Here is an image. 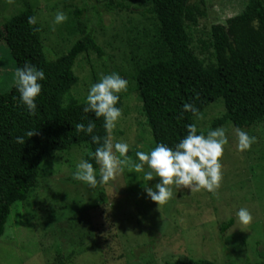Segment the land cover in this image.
Here are the masks:
<instances>
[{"label":"rangeland","instance_id":"1","mask_svg":"<svg viewBox=\"0 0 264 264\" xmlns=\"http://www.w3.org/2000/svg\"><path fill=\"white\" fill-rule=\"evenodd\" d=\"M264 2V0H262ZM206 17L187 26L191 46L205 64L211 27L225 25L247 0H204ZM125 5L124 10L109 9ZM148 0H0V25L25 9L37 18L43 52L55 60L69 51L84 33H91L103 56L90 52L78 58V79L67 97L85 102L89 88L103 75L127 80L122 92V117L111 134L113 142L129 144L130 164L104 186L90 188L74 179L85 145L55 154L39 167V176L25 202L10 208L0 237V264H185L205 260L215 264H258L264 259V124L241 130L255 138L251 148L238 150L236 128L224 127L228 144L221 157L222 180L214 192L173 188V197L158 205L132 163L137 151L154 148L136 92L137 69L149 58L157 23L146 10ZM81 12L76 17V12ZM57 12L68 20L55 24ZM16 66L0 41V92L15 87ZM66 97V99H67ZM224 114L221 100L209 105L194 123L206 133ZM118 155V154H117ZM99 178V165L96 169ZM247 208L253 219L241 225L236 216ZM233 225L223 234L220 227Z\"/></svg>","mask_w":264,"mask_h":264},{"label":"trees","instance_id":"2","mask_svg":"<svg viewBox=\"0 0 264 264\" xmlns=\"http://www.w3.org/2000/svg\"><path fill=\"white\" fill-rule=\"evenodd\" d=\"M148 3L146 13L156 21L157 32L152 54L138 67L135 81L154 147H174L187 135L186 126L195 124L197 116L185 111V104L194 105L200 115L209 105L223 102L224 114L211 122L209 130L228 124L236 129L264 124V2L247 0L243 10L225 25L211 27L207 64L195 54L187 31V26L206 17L204 0ZM125 8L123 4L109 7L111 11ZM80 15L77 11L76 17ZM33 16L25 9L0 25V41L6 44L16 69L28 63L45 73L34 113L21 105L15 87L0 92V237L10 208L26 201L44 162L73 146L85 145L88 152L83 160L97 169L92 154L99 145L92 142V136H108L103 118L85 113V102L67 97L78 81L73 72L78 58L90 52L102 57V49L91 33H84L67 54L49 61L39 25L28 23ZM116 106L122 107L121 95ZM90 120L96 125L91 135L76 130L78 124L87 126ZM29 131L36 135L29 137ZM17 137H24L25 143H16ZM232 225L233 220L223 224L220 234ZM260 257L264 259V252ZM185 264L215 263L198 260Z\"/></svg>","mask_w":264,"mask_h":264},{"label":"clouds","instance_id":"3","mask_svg":"<svg viewBox=\"0 0 264 264\" xmlns=\"http://www.w3.org/2000/svg\"><path fill=\"white\" fill-rule=\"evenodd\" d=\"M68 16L64 12H57L54 23H65ZM29 24H36V17L28 18ZM15 88L19 93V101L30 113L37 109V99L42 92L41 81L45 80L43 70L26 63L15 71ZM128 82L117 73L103 75L99 82L90 86L83 111L94 113L97 119L103 118V127L109 134L113 132L122 117L121 108L116 105L120 102V94L126 91ZM185 111H191L199 117V111L194 105L185 104ZM96 125L91 120L87 126L80 123L76 126L78 132L91 135ZM187 135L174 147L157 144L151 151H137L136 162L132 167L136 173H143V180L151 182L158 179L154 187H145L147 197L158 205L166 204L173 197V188H187L190 191L214 192L219 188L222 180L221 157L228 137L223 128L209 130L207 135L198 134L195 124L186 126ZM29 137L36 135V131H29ZM238 150L241 152L251 148L255 138L241 129L236 130ZM92 142L99 145L92 154L99 165V178L93 163L81 160L74 172V179L90 188L104 186L113 180L115 174L122 172L131 162L128 156L129 144L113 142L111 135L101 138L92 136ZM16 143L24 144V137H17ZM118 154V155H117ZM236 216L241 225H249L252 215L247 208L241 207Z\"/></svg>","mask_w":264,"mask_h":264}]
</instances>
